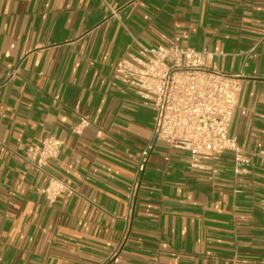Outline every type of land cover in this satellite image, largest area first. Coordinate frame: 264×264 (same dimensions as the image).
<instances>
[{
	"label": "crops",
	"instance_id": "crops-1",
	"mask_svg": "<svg viewBox=\"0 0 264 264\" xmlns=\"http://www.w3.org/2000/svg\"><path fill=\"white\" fill-rule=\"evenodd\" d=\"M135 40L206 50L240 78L229 133L246 174L229 156L197 175L159 143L137 177L153 112L114 77ZM47 136L61 154L39 171L22 156ZM260 149L264 0H0V264H102L113 251L109 264H264ZM52 179L77 193L50 201Z\"/></svg>",
	"mask_w": 264,
	"mask_h": 264
},
{
	"label": "built area",
	"instance_id": "built-area-1",
	"mask_svg": "<svg viewBox=\"0 0 264 264\" xmlns=\"http://www.w3.org/2000/svg\"><path fill=\"white\" fill-rule=\"evenodd\" d=\"M135 44L139 54L128 53V58H121L115 65L114 77L132 86L142 104L153 112L152 134L140 152L137 177L145 172L159 143L188 153V167L197 175L215 177L229 156L234 176L246 174L250 159L229 133L241 92L240 78L212 66L213 54L206 50L176 45L148 47L136 40ZM17 70L14 68L10 76ZM88 124L83 118L74 133H80ZM258 146L261 148V144ZM259 153L264 154L262 149ZM60 154V140L47 136L30 147L22 158L44 171ZM41 192L52 202L77 193L74 187L58 179H52ZM135 196L134 187L130 192L131 205ZM115 253L102 264H109Z\"/></svg>",
	"mask_w": 264,
	"mask_h": 264
}]
</instances>
